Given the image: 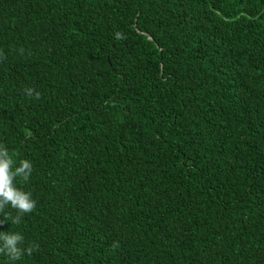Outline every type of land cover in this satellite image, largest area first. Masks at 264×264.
<instances>
[{
  "label": "trees",
  "instance_id": "obj_1",
  "mask_svg": "<svg viewBox=\"0 0 264 264\" xmlns=\"http://www.w3.org/2000/svg\"><path fill=\"white\" fill-rule=\"evenodd\" d=\"M0 144V264H264V0H0Z\"/></svg>",
  "mask_w": 264,
  "mask_h": 264
},
{
  "label": "clouds",
  "instance_id": "obj_2",
  "mask_svg": "<svg viewBox=\"0 0 264 264\" xmlns=\"http://www.w3.org/2000/svg\"><path fill=\"white\" fill-rule=\"evenodd\" d=\"M116 35L117 38H121L119 33ZM33 93V89H26L27 96L31 97ZM35 97L39 99L40 93L35 92ZM15 164L13 155L9 154L6 146L0 144V213H4L9 205L17 212L15 217L5 215L4 221H0V224L11 219L13 224L18 225L25 214H30L36 209V201L32 198V194L21 190L15 184L17 178L29 180L33 172L32 163L24 159L19 161L18 167H14ZM23 243L24 236L20 233H0V254L7 256L11 261H18L25 253L31 255L39 248V245L35 243L22 248Z\"/></svg>",
  "mask_w": 264,
  "mask_h": 264
}]
</instances>
